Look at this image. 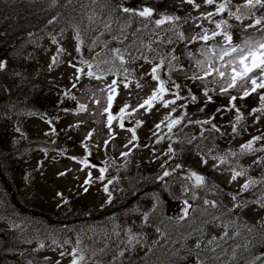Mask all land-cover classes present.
I'll return each instance as SVG.
<instances>
[{"label": "rangeland", "instance_id": "374dc122", "mask_svg": "<svg viewBox=\"0 0 264 264\" xmlns=\"http://www.w3.org/2000/svg\"><path fill=\"white\" fill-rule=\"evenodd\" d=\"M44 1H46V7L52 11L46 18L47 22L56 17L54 21L59 23L62 20L59 16L66 13V16L71 19L70 24L66 28L57 24L56 31L50 28L46 29V26L42 31L32 33L28 40L17 48L19 49L17 51L22 49L25 51L20 56L24 62L18 63V66L27 72L25 82L35 85L41 84L42 86L45 84L57 85L65 100L71 101L70 103L66 102L69 109L65 111L60 107L48 108L42 114H35L34 110L32 113L26 111L25 115L17 122L12 119L11 124L8 123L4 126V144L0 148L2 151L8 152L5 161L8 160L9 164L5 167L4 172L9 175L8 178H10V183H13V186L14 182L19 184L16 192H12L9 187L8 195L17 196L31 207L39 210L38 216L40 217L37 218L42 219L41 216H44L50 220L46 228H54L55 232H59L58 230L61 228L67 230H74L73 228H75L70 233L77 235L75 242H73L69 237L63 236L61 232L59 236H54V232H48L45 228L42 233L39 231L33 238L42 239L38 243L43 242L44 247L39 248L37 245V247L29 249L31 264H57V261L59 264H71L73 258L71 252L76 247L83 250L85 259L90 261L85 264H113L114 258L115 264H164L162 261L154 259L155 253L169 251L168 254H172V252H177V247L180 245L184 247L187 253L186 256H182L180 264H195V257L189 255V251L193 253L197 251L194 247L197 240L202 241L201 249L203 251H199V255L202 259L207 257V264H229V262L230 264H246V261H250L254 256L264 255V227H261V223H264V208L252 203L257 196L264 193V185H258L248 192L240 193V200L249 203L245 207L234 209L232 213H229L228 209L233 207L229 193L239 191L243 178H239L238 181L230 184L228 182L230 172L226 170L213 171V161L210 158L207 166L201 163V156L206 155L208 149H213V155L223 153L228 148L238 150L240 144L246 142L252 135H260L264 132V118H262L258 124L248 127L247 131H241L239 135L233 138L230 121L234 120L235 111L222 110L217 112L218 108L223 109L228 105L229 96L219 95L217 88L216 92L210 93L213 101L208 103L202 94L200 82L185 80V76H191L196 71L195 60L203 59L200 55V49L205 47L203 41L187 43V40L202 32L198 25L202 24L204 28H208L209 35L211 30L215 28L214 22L210 23L207 19L194 18L199 17L201 13L206 14L209 11H214L215 5H205L203 0H196V3L201 5L200 9L197 10L192 5L185 3L184 0H124L126 5L129 3V6L138 7V5H142L154 8L153 19H159L164 14L179 15L182 18L190 16L192 20L188 25L183 23L181 27L172 26V31L182 32L186 40L180 41L171 34L172 38L170 35L168 38L173 43L168 44L166 36L160 38L152 29L151 23L145 22L147 27L143 24L135 25L134 29H129L126 22L128 15L121 18L118 15L114 16L111 10L118 7L117 5L121 3V0H96L95 3L93 0H71V3L69 0H57L54 7L52 0ZM219 1L221 0H217V3ZM238 1L244 2V0ZM106 2L110 4L108 7H105ZM140 6L137 9L142 8ZM93 13L98 19H94L90 25L88 17ZM256 14L262 13L257 12ZM109 17L113 20L110 31L106 30L101 22L107 21ZM218 19L212 18L213 21ZM226 19L232 25L230 31L233 34L234 44H241L242 39L245 38L255 40L264 36V33L256 29L244 31L241 22L235 20L234 17L227 15ZM249 22V18L243 21L244 24ZM74 24L79 25L81 29L80 35L83 44L80 52L76 51L75 31L72 27ZM123 25H127V27L123 28V32H121ZM144 30L142 35L141 32ZM100 33H103V36H100ZM134 33L135 35H133ZM53 36L57 39V44L52 42ZM98 37L99 39H97ZM113 37H119L123 43H117ZM161 40L163 43L160 42ZM105 41H111L106 48L104 46ZM150 41H155L152 44L154 49L152 52H149L145 47ZM133 42L140 48L141 53L149 57L150 62L138 58L134 63L128 65L130 69H135V76L128 78L130 83L127 89L123 87L122 83L117 89L118 95L112 108L113 115H117L119 108L126 102L131 107H136L142 103L143 99L151 93L157 84L151 80L150 75H145V73H150L152 62H159L158 54L167 58L172 49H175V54L179 57V65L183 66V70H180L178 66L171 73V78L182 85L184 89L181 92L182 96H187V89L191 88L197 96V100L195 102L191 100L178 101V104H187V117L171 132L166 127L167 122L162 124L160 129L155 128V125L163 120L170 111V109H165L157 103L151 111L141 109L132 113L129 118H126L124 128L119 126L118 119L114 120L110 135L106 124L107 114H102V109L106 106L107 93L101 92L99 89L105 88L112 79H116L117 77L114 75H105L101 80L82 76L77 87L72 88V84L75 82V69L71 66L72 64L80 67L81 58L93 64L99 60L111 59L113 48L120 47L123 51ZM213 43L219 47L223 43L222 38L218 37L215 42H208L209 45ZM58 47L64 49L59 55H57ZM97 53L101 55L97 56ZM189 53L193 55L190 56ZM131 54L140 56V53L135 49L131 50ZM53 56L57 57V63L50 68L49 65L52 64ZM116 63L119 66V61ZM100 67L107 73L110 65L101 64ZM85 71H87L86 66ZM160 74L163 79L168 78L166 68ZM119 79L122 81L124 78L121 76ZM137 82L143 87L138 89L136 87ZM213 86L209 85V87ZM48 88L45 85V90ZM230 91L232 95L237 97L242 95V92L237 90ZM65 92H68L69 95L66 96ZM93 93L101 101L99 107L91 99ZM37 94L40 99L48 95L47 92L41 93V91H38ZM71 95H75L77 100H72ZM166 98L171 99L173 97L169 95ZM77 102L87 104V111L78 112ZM236 104L244 113L245 120L242 124L252 125V117L249 116V112L253 107L258 106L259 96L254 93L244 99L238 98ZM47 113L48 115H46ZM180 113L181 110L178 108L177 112L172 115L175 117ZM213 115L215 116L213 123L221 128V132H226L229 135L222 136L217 132L210 133L208 131L210 125L188 124L189 119L193 121L205 120ZM49 120L52 121L51 124L48 123ZM137 120L143 121L139 127L136 126ZM17 128H20L21 131L17 132ZM53 128L55 129L54 133L52 132ZM129 128H135L137 135V140L131 143L129 141L132 140V133L128 131ZM93 129L95 131L92 137L86 139L88 133ZM201 131H203V138L200 135ZM159 137H163V139L157 143ZM193 137H199L203 143L199 147L194 145L188 152L178 149L175 156L166 155L171 143L181 138L189 141ZM105 140L108 141L107 146L104 144ZM85 144L88 145L87 149L84 147ZM256 146L258 147L259 144ZM124 152H127L128 155H122ZM257 155H264V153L245 156L240 160V163L247 167L252 164ZM85 157L97 159L101 162L99 165L102 166H95L91 162L88 166L81 164L79 161ZM172 158L174 160L171 162L170 159ZM176 164L182 165V169H177L176 173L170 177H165L163 181L158 178L165 169L171 171ZM162 165H164L163 168ZM103 167H107V171L105 172V179L100 180L99 170ZM189 169L205 175L208 185L215 184L221 191L218 192L211 188L209 190L198 189L199 199L192 201L190 193H182V185L185 183L183 176ZM261 171L262 169L254 166L250 175L259 177ZM138 172L144 174L143 177L147 179L146 190L142 192L138 201L133 202L130 207L126 206L128 210L124 217L113 216L105 219L101 229L108 238L107 241H96L93 248L97 250V253L93 256V248L89 242H82L81 240L80 233H84V225L88 222L85 214L102 206L108 207V193L104 191V187L107 185L113 194L116 190L115 184L118 174L123 173L124 178H131L136 174L139 175ZM60 173H65V175H60ZM89 173H91V177H89ZM86 180H90V182L85 183ZM109 180L112 181L111 184L108 183ZM156 197H159L161 203L155 212H151ZM185 198L189 199L197 210L190 212L189 217L185 220L177 222L175 217L182 215ZM205 198L218 201L219 206L217 208L207 206L205 211L206 206L203 205ZM144 212H150L147 223L143 220ZM214 216L221 217L225 221L237 220L241 232V235L234 240L221 241V247L217 248L215 253L205 248L207 241L212 236L219 237L224 231L223 227L219 226L220 221L207 223ZM20 218L25 219V221H27L26 219L34 220V223L30 224L34 229H37L35 226L36 218H25L23 215ZM111 219H114V222ZM0 226L3 229H8L12 223L6 220L1 222ZM23 226L24 224L21 226L22 230ZM88 227L91 230L96 229L93 225ZM157 227L160 228V232L156 231ZM249 227L253 228L251 233L247 231ZM129 228L131 233L139 239V243L135 244L134 249L127 243ZM234 230V228L229 229L230 236ZM117 232L119 235L116 234ZM90 237L95 238L94 235H90ZM77 239L80 241L79 245H77ZM246 241H251L247 251L243 247ZM235 245H240V247L237 249L236 259L231 260L232 249ZM208 247H215V245ZM34 249L39 250L34 251ZM101 249L107 254L101 252ZM121 250L125 251L123 257L119 256ZM61 252L64 253L63 256L60 255ZM214 257L219 258L214 259ZM34 258L36 259L35 263L31 260ZM257 264H264V260L257 261Z\"/></svg>", "mask_w": 264, "mask_h": 264}, {"label": "snow or ice", "instance_id": "6c2138e0", "mask_svg": "<svg viewBox=\"0 0 264 264\" xmlns=\"http://www.w3.org/2000/svg\"><path fill=\"white\" fill-rule=\"evenodd\" d=\"M95 3L96 0H93ZM185 3H188L189 5H192L195 9H200L201 5L199 3H196V0H184ZM57 3V0H52V6L54 7ZM69 3H71V0H69ZM203 3L205 5H215L214 11H209L206 14L201 13L199 17H195L194 19H207L210 23L215 24V28L211 30V34L209 35V29L204 28L203 25H198L202 29V32L197 33L193 37H191L190 40H187V43H194L196 41H203L205 44V47H202L200 49V55L203 57V59H196L195 60V68L196 71L192 73L191 76H185V80H190L192 82H200L202 85V94L206 98V102L211 103L213 101V97L210 93L216 92V89H219V95L229 96L228 105L225 106V108H218L217 112H220L222 110L227 111H235V118L233 121H230L231 124V135L233 138H235L236 135H239L241 131H247L248 127L255 126L260 122L262 118H264V36H261L259 39H251V38H245L242 39L241 44H234L233 43V34L230 31L232 28V25L228 22L226 19H218L213 21L212 18L214 16L220 15L222 16L224 13H227L229 17H234L235 20L241 22L242 29L244 31H247L249 29H256L259 32L264 33V0H244L242 4H236L231 5V0H223V2L217 3V0H203ZM107 7V5H106ZM235 8V11L232 10V8ZM118 12H122L123 14H127L131 20V18L139 17L142 18V22L146 21L148 23H152L153 15L155 12V9L148 6H143L142 8L137 9L134 6H125L124 0H121L120 5L116 8ZM257 12H261L262 14L257 15ZM191 18V17H189ZM249 18L250 22L247 24H244L243 21ZM56 19V17H53L52 20H49L48 23L52 24L53 21ZM94 19H98V17H95V13L93 15H90L88 17L89 24L91 25L94 22ZM181 20V17L179 15H161L159 19L154 20V24L156 26L164 25L167 22H173V26L175 25V22H178ZM103 23V26L106 30H111V23L113 22L112 18L109 17L107 21H101ZM186 22V21H185ZM74 31H75V40H76V51H81V45L83 44V40L80 35V26L79 25H72ZM127 27V25L121 26V32H123V28ZM145 27H147V24H145ZM139 31V30H138ZM155 31V30H154ZM172 35L176 36L178 40L185 41L186 37L182 32H175L172 31ZM31 35V34H30ZM135 35V33L133 34ZM100 36H103V33H100ZM222 38L223 43L219 45V47L213 43L212 45H209V41L215 42L216 38ZM99 39V37L97 38ZM114 40L117 41V43H123V40H121L119 37H113ZM124 39H127V37H124ZM52 42L54 44H57V39L53 36ZM111 41H105L104 46L107 47V44ZM163 43V41H160ZM155 43V41H150L145 47L149 52L154 51L152 44ZM168 44H172L173 41L171 39L168 40ZM95 44V42H94ZM94 46V45H93ZM135 49L138 53H140V56H133L131 54V50ZM64 49L62 47L57 48V55L62 53ZM112 56L111 59H103L97 61L95 64L92 62L85 60L81 58L80 60V67H77L75 64H72L71 66L75 69L74 74V80L75 82L72 84V88H76L77 84L80 82L82 76H87L89 79L95 78L96 80H101L105 75L111 74L116 76V79H112L110 84H107L105 88L99 89L101 92H106V106L102 109V114H107L106 124L107 128L109 130V134L111 135V130L113 127V121L117 120L119 121V126L121 128L125 127V120L126 118H129L132 113L137 112L138 110H146L151 111L157 103H159L163 108L170 109L169 113L164 117L163 120H161L159 123L155 125L156 129H160L162 124L166 123V127L169 132L172 131V129L178 125H180L185 118L187 117V104L180 103L178 104V101H184V100H191L192 102H195L197 100V96L192 92L191 88L187 89V96H182L181 92L184 90L182 85L180 83H177L176 81L172 80L171 73L177 69L179 66L180 70H183V66L179 65V57L175 54L176 50L172 49L171 53L169 54V57H165L164 55L158 54L159 62L155 63L152 62V67L150 70V73H145V75H150L151 80L157 82L156 87L152 89L151 93L143 99L142 103H139L136 107H131L129 103H124L122 107L119 108V112L117 115H113L112 108H113V102L116 99L118 95L117 89L119 88L120 84H123V87L127 89L129 87V77L135 76V69H130L127 65L134 63L138 58H142L146 62L149 61V57L147 55H144L140 52V48L137 47L136 43L133 42V44L129 45L127 48L121 50L120 47L113 48L111 50ZM100 53H97V56H100ZM189 55H193L192 53H189ZM95 59V58H94ZM117 61H119V66H117ZM175 62V63H174ZM57 63V57H52V64L49 65L51 68L54 64ZM6 61H0V70H3L6 68ZM101 64L110 65V67L107 70V73H105L101 69ZM85 66L87 68V71H85ZM167 69L168 78L163 79L161 77V71L163 69ZM123 76V80L121 81L119 77ZM211 78V79H209ZM214 85L213 87H209V85ZM239 85V86H238ZM136 87L142 88L143 86L137 82ZM230 90H237L239 92H242V95L240 97H237L236 95H232ZM253 93H256L259 96V104L256 107H253L251 111L249 112V116L252 117V125L242 124V122L245 120L244 113L241 111V108L237 106L236 101L239 99H244L249 96H251ZM65 95L68 96L69 93L65 92ZM171 95L173 98L168 99L167 96ZM70 98L74 101L77 100V97L75 95H71ZM93 102L99 107L101 105V101L99 98L95 96V93H93V96L91 97ZM77 111L78 112H84L87 111L88 105L85 103H79L77 102ZM131 108V111L129 109ZM181 110V113L175 117H173V113L177 112V109ZM203 111V109H200ZM65 111H68V109H65ZM215 120V116L205 119V120H188V124H198V125H210V128L208 131L211 132H217L220 133L222 136L229 135L226 132H221V128L217 126L216 123H213ZM49 124L52 123L51 120L48 121ZM143 121L137 120L136 126L139 127ZM77 127L79 125H76ZM17 132H20V128L16 129ZM95 130L93 129L90 131L86 137V139H89L92 137L93 132ZM128 131L132 133V140L129 141L131 143L132 141L137 140L136 135V129L135 128H129ZM52 132H55V129H52ZM47 135V133H46ZM154 135H156L154 133ZM201 138H203V131H201ZM163 139V137H159L157 139V143L160 142V140ZM195 139V137H193ZM191 143V140L188 141ZM104 144L107 146L108 141L105 140ZM259 144L257 147L256 145ZM85 149L88 148V145H84ZM257 153H264V132H262L260 135H252L250 139H248L246 142L240 144L238 150H233L231 148H228L223 153H217L213 155V149H208L206 155L201 156V163L204 166H207L209 163V158L213 161L212 164V170L213 171H219V170H226L230 172V179L229 183H233L238 181L239 178H243V183L239 186V191L235 193H229L231 196V199L233 201V207L228 209L229 213H232L234 209H240L243 208L249 203L248 201L240 200V193L248 192L249 190L255 188L258 185H264V155H257L256 158L252 161V164L245 167L240 163V160L248 155H255ZM175 156V150L170 145L168 148V152L166 155ZM122 155L127 156L128 153L124 152ZM73 159H77L76 157H72ZM81 164L88 166L89 161L87 157L84 159H81L79 161ZM262 169L261 174L259 177H253L250 175V172L253 170V167ZM162 168L164 165L161 166ZM177 169H182V165L176 164L171 171L165 169L163 171V174L159 176L158 178L163 181L165 177H170L174 173H176ZM100 180L105 179V172L107 171V167L100 168ZM60 175H65V173H60ZM89 177H91V173H89ZM183 179L185 183L182 185V193L188 194L190 193L191 200L196 201L199 199L197 195L198 189H205L209 190L215 189L216 191H221L219 187L215 184H212L211 186L207 183V178L205 175L189 169L186 174H184ZM90 180H86L85 183H89ZM188 182H191L190 184ZM109 184L112 183L111 180L108 181ZM87 191V189H85ZM104 191L108 193V202H111L112 199V193L109 191L107 185L104 187ZM62 195V194H58ZM67 203V201H65ZM161 201L159 197H156V202L153 204L151 212H155L157 208L159 207ZM252 203H255L259 205L260 208H264V193H261L257 198L252 201ZM183 209H182V215L175 217L177 222L183 221L186 218L189 217L190 212H194L197 209L193 207V204L190 203L189 199L185 198L183 200ZM203 205L206 206L205 211L207 210V206H210L212 208H217L219 206V202L216 200H209L207 198L203 199ZM150 212H144L143 213V220L145 223L149 221ZM172 219V218H169ZM239 219V218H237ZM216 221H220V225L222 226L224 231L219 237L212 236L211 239L207 241V245L205 248L208 251H211L213 253L216 252L217 248L221 247V241H226L229 239H236L241 235L240 232V226L237 224V220H222L221 217H212L211 220L207 221V223L211 224ZM261 227H264V223H261ZM234 228L232 235H229V229ZM157 232H160V228L157 227ZM247 231L251 233L253 231V228H247ZM129 233V239L127 243L132 246V248H135V244L139 243V239L137 236L133 235L131 233V229H128ZM119 235V233H116ZM163 234V233H162ZM28 243H31V241H27ZM53 243H56V241H53ZM80 241L77 239V245H79ZM201 240H197L195 243V249L197 250L195 253L189 251V255H194L195 257V264H207V257L201 258L199 255V251H203L201 249ZM251 244V241H246L244 244L245 251L248 250L249 245ZM215 245V247H208ZM44 244L41 242L39 244V248H43ZM240 247V245H235L232 249V257L231 260L236 259V252L237 249ZM39 249H34V251H38ZM103 252V249L100 250ZM79 253V254H78ZM125 254L124 250H121L119 252V256L123 257ZM61 256L64 255L63 252L60 253ZM72 260L71 264H83V261L85 260V255L83 250L79 249L78 247L73 248L72 252ZM96 253L93 252V256H95ZM219 257H214V259H218ZM48 259L47 257L45 258ZM264 260V255L260 256H254L250 261H246V264H257V261ZM31 264V261L29 262ZM57 264H59V261H57ZM113 264H115V258L113 261ZM230 264V262H229Z\"/></svg>", "mask_w": 264, "mask_h": 264}, {"label": "bare ground", "instance_id": "6f19581e", "mask_svg": "<svg viewBox=\"0 0 264 264\" xmlns=\"http://www.w3.org/2000/svg\"><path fill=\"white\" fill-rule=\"evenodd\" d=\"M124 4L129 6V3L126 5L124 2ZM116 8L114 14L119 15L120 12ZM51 12L44 0H0V34L2 36L0 61H6L9 66V68L6 66L5 69L0 70V139L5 135L4 126L11 124V116L19 113L16 108L27 104L33 97L31 87L24 82L27 72L18 66V63L24 62L20 56L25 51L23 49L17 51L19 50L17 48L28 40L30 34L42 31L46 26V29L56 31L57 24L62 28L70 24L71 19L66 16V13L59 16L62 19L59 23L54 21L49 24L46 18ZM5 71L9 74L3 75ZM2 153L0 148V223L8 220L11 221L12 226L8 229L0 226V264H29V249L37 247L42 239L33 238L40 231L30 224L34 223V220L26 219L28 223L20 217L23 215L25 218H37L40 217L38 216L40 211L19 197L8 195L9 187L12 192H16L19 184L14 182L13 186V183H10L9 175L4 172L9 162L1 156ZM96 251L95 248L92 249V252L97 253ZM168 252H157L154 259L164 264H180L182 256L187 255L182 245L177 247V252H172V254ZM103 253L107 254V252ZM31 260L33 263L36 262L35 258ZM88 262L90 261L85 259L83 264Z\"/></svg>", "mask_w": 264, "mask_h": 264}, {"label": "trees", "instance_id": "16d2710c", "mask_svg": "<svg viewBox=\"0 0 264 264\" xmlns=\"http://www.w3.org/2000/svg\"><path fill=\"white\" fill-rule=\"evenodd\" d=\"M0 40H2V36H1V34H0ZM6 66H8L7 64H6ZM8 68H9V66H8ZM3 75H5V74H9V72L8 71H5V72H3L2 73ZM208 144L210 143V142H207ZM1 171V170H0Z\"/></svg>", "mask_w": 264, "mask_h": 264}]
</instances>
